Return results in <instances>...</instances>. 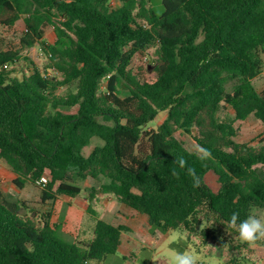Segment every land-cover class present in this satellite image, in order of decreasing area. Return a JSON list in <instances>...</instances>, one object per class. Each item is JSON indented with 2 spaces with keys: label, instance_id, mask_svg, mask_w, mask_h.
<instances>
[{
  "label": "trees",
  "instance_id": "1",
  "mask_svg": "<svg viewBox=\"0 0 264 264\" xmlns=\"http://www.w3.org/2000/svg\"><path fill=\"white\" fill-rule=\"evenodd\" d=\"M112 1L0 0L1 27L25 24L19 47L0 50V160L13 185L39 186L48 205L78 198L79 181L107 180L87 198L97 217L88 241L66 239L51 212L0 183V264H100L115 255L130 229L98 218L91 204L105 195L146 216L154 232L179 230L220 250L237 235L227 228L232 213L243 220L264 209V142H238L235 126L250 117L264 125V91L253 85L264 69V0H163L161 16L150 0ZM37 45L43 70L24 55ZM150 49L155 76L144 79L131 64ZM21 60L33 70L19 77L12 66ZM161 112L165 120L146 129ZM180 132H194L212 158L200 160ZM94 139L103 144L91 147Z\"/></svg>",
  "mask_w": 264,
  "mask_h": 264
},
{
  "label": "rangeland",
  "instance_id": "2",
  "mask_svg": "<svg viewBox=\"0 0 264 264\" xmlns=\"http://www.w3.org/2000/svg\"><path fill=\"white\" fill-rule=\"evenodd\" d=\"M112 4L113 7L118 6L119 0H113ZM150 7L158 16L164 13L163 0H150ZM24 31L25 24L22 19L13 28L0 26V50L17 49L19 39ZM44 40L49 44L54 42L55 34L51 28L46 29ZM153 51V49H150L145 55H136L131 64L132 70L144 79H152L155 76L153 72L154 63L150 60ZM24 55L32 61L33 65L41 70L44 69L47 57L41 50L40 45L33 47ZM32 63L21 60L18 64L12 66L15 75L21 77L23 73L31 72L33 70ZM253 85L259 92L264 91V69L262 74L253 81ZM227 88L230 90L231 84ZM61 91H65V88H62ZM228 113L233 115L231 110H228ZM166 116L167 113L165 112L159 113L156 120L151 122L146 129L156 128L165 120ZM235 126L238 129L236 138L238 142L253 145L264 142V125L254 117H250L244 122H237ZM177 136L185 143L189 151L195 153L193 148L197 144L193 140L194 132L191 134L180 132ZM102 144L103 142L100 139H94L91 147ZM89 148L86 150L87 152ZM8 173L4 162L0 161V183L3 185L4 192L10 195L11 198L28 202V206L36 209L40 214L51 212V222L61 226L62 234L68 240L78 241L92 236L97 217L89 211V214L84 212L83 206L85 204L82 200L88 198L92 188H97L100 184L106 182L105 178L100 177L77 182L82 188V193L74 201H69L67 197L61 196L48 205H42L40 203L41 188L39 186L28 184L25 189L20 190L13 185ZM107 197H111V211ZM91 207L98 214V218L103 216L105 221H111L113 225L127 226L130 232L123 235L119 250L135 251L134 255H127V259H124L123 255L117 252L115 255L106 257L101 264H154V256L159 257L157 264H168L165 257L169 250L185 251L189 249L196 252L199 257V264H227L231 258H238L242 264H264V242L253 249L241 243L238 235L228 234L227 237L231 241L230 248L220 250L213 243H209L213 248H209L208 245L202 247L200 246L199 237L195 235H189L179 230H173L167 234L152 231L149 224L143 221L141 216L135 214L126 206L124 207L113 196H105L100 203L94 201ZM255 209L260 213H264V209Z\"/></svg>",
  "mask_w": 264,
  "mask_h": 264
},
{
  "label": "clouds",
  "instance_id": "3",
  "mask_svg": "<svg viewBox=\"0 0 264 264\" xmlns=\"http://www.w3.org/2000/svg\"><path fill=\"white\" fill-rule=\"evenodd\" d=\"M193 150L202 161L212 158L211 152L199 144L195 145ZM176 163L180 167L186 166V161L183 158H179ZM188 172L193 176L194 186L198 187L199 178L195 175L194 170L189 168ZM226 223L227 228L234 230L241 243L249 248L254 249L261 242H264V213L258 212L255 208L250 209L247 217L243 220L240 219L238 212L232 213ZM207 245L209 248H213L212 245ZM165 258L168 264H199V257L194 250L190 249L185 251L169 250ZM158 259V256H154V264H157Z\"/></svg>",
  "mask_w": 264,
  "mask_h": 264
},
{
  "label": "crops",
  "instance_id": "4",
  "mask_svg": "<svg viewBox=\"0 0 264 264\" xmlns=\"http://www.w3.org/2000/svg\"><path fill=\"white\" fill-rule=\"evenodd\" d=\"M1 161V160H0ZM3 162V161H2ZM5 164V163H4ZM5 166H6V164H5ZM7 167V166H6ZM7 169H8V176H10V178H11V180H12V182H13V180L16 178L15 177V175L9 170V168L7 167ZM1 186H2V189H3V191H4V188H3V185L1 184ZM25 189V188H24ZM105 196H108V195H105ZM105 196H101V197H99L97 200H95V202L96 203H100L101 201H103V198L105 197ZM109 196H111V195H109ZM79 198V197H78ZM78 198H76V199H78ZM75 199V200H76ZM107 199H108V205H109V209H110V211H111V197H107ZM74 201V200H73ZM82 201H84L83 202V204H85V206H83L84 207V212L85 213H88V210H89V202H88V199L87 198H85V199H83ZM125 207V206H124ZM126 208H128V207H126ZM128 209H130V208H128ZM131 210V209H130ZM133 211V210H132ZM133 212H135V211H133ZM89 214V213H88ZM135 214H137V215H139V216H141L142 218H143V221H145V222H147V224H148V218L146 217V216H144V215H140V214H138L137 212H135ZM111 218V217H110ZM100 219H102V220H104V218H103V216H100ZM105 221V220H104ZM107 223H110L111 224V221H106ZM92 236L91 237H87V239H80L81 241H88V240H90L92 237H93V233L91 234ZM124 235V234H123ZM122 238H123V236H122ZM121 243H122V240H121ZM121 246V245H120ZM119 249H120V247H119ZM118 249V251L117 252H119V253H121L122 255H123V258L124 259H127L126 258V256L127 255H134V252L135 251H120ZM102 263V262H101ZM100 263V264H101Z\"/></svg>",
  "mask_w": 264,
  "mask_h": 264
},
{
  "label": "built area",
  "instance_id": "5",
  "mask_svg": "<svg viewBox=\"0 0 264 264\" xmlns=\"http://www.w3.org/2000/svg\"><path fill=\"white\" fill-rule=\"evenodd\" d=\"M47 182H48V176H43L42 178H41V183H43V184H47Z\"/></svg>",
  "mask_w": 264,
  "mask_h": 264
}]
</instances>
